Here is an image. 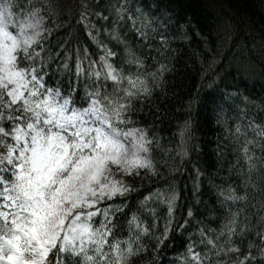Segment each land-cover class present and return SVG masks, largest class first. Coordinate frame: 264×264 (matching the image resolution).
<instances>
[{
  "label": "snow or ice",
  "instance_id": "obj_1",
  "mask_svg": "<svg viewBox=\"0 0 264 264\" xmlns=\"http://www.w3.org/2000/svg\"><path fill=\"white\" fill-rule=\"evenodd\" d=\"M101 3L93 6L84 0L75 23L69 24L77 37L82 30L87 38L84 54L76 48L73 57L65 42L55 56L49 54L46 45L53 29L48 5L41 0H0V264H136L149 251L145 241L155 253L153 264H178L167 259L168 245L177 238L174 226L183 249L179 264H264V225L256 229L257 239L242 247L252 227L247 218L241 223L239 211L231 212L230 206L215 235L209 234L215 229L203 226L189 231L195 219L191 207L186 218L176 221L181 199L178 165H185L186 171L192 165V190L198 196L204 172L192 164V153L200 151L194 127L201 111L215 113L219 122L223 110L230 109L227 84L221 82L218 97L209 93L189 100L188 116L175 133L176 146L164 149L167 160L162 155L164 164H159L155 153L163 147L160 140L134 117L174 71L171 54L176 50L143 4L109 0L101 8ZM171 22L169 15L160 24L166 29ZM149 30L155 34L152 41L159 37L156 56L149 48L148 58L155 62L151 71L124 35L148 46ZM190 32L186 28L181 39L191 40ZM102 33L123 46V55ZM229 136L236 153L232 171L247 165L248 179L257 147L264 162V124L238 122L234 132L229 128ZM169 162L172 180L137 196L133 211L129 198L140 191L137 182L142 186L145 179L159 178ZM220 195L223 202H247V192L239 195L236 188ZM161 205L167 213L162 228L157 211Z\"/></svg>",
  "mask_w": 264,
  "mask_h": 264
},
{
  "label": "trees",
  "instance_id": "obj_2",
  "mask_svg": "<svg viewBox=\"0 0 264 264\" xmlns=\"http://www.w3.org/2000/svg\"><path fill=\"white\" fill-rule=\"evenodd\" d=\"M70 0L69 9H64L60 15L47 12L52 16L49 26L53 29L50 43L46 45L49 54L55 56L60 51L61 42L67 44L69 52L75 57V49H83L87 38L81 34L75 35L76 29L69 28L74 24L80 10L79 3ZM81 3L84 0H77ZM25 3L26 0L19 1ZM98 0H88L93 6ZM136 4L143 6L152 13V18L168 36L171 48L176 51L171 54L174 58L175 69L167 75L162 86H157L151 100L143 105L142 111H137L135 119L146 123L152 133L160 140L161 149L156 150L155 157L159 164H164L160 156L167 160L166 148H174L178 137L175 136L177 128L183 124L188 116L189 100L197 96L204 97L211 93L219 96L223 91V84H227L230 99L227 103L231 106L223 110V114L217 122L215 113L201 111L199 120L194 127V142L200 149L192 153V164L198 166L203 172V185L198 196L193 195V186L190 179L193 174L192 165H178V188L181 199L176 208V221L186 218L187 210L192 208L195 219L189 226V231H195L203 226L215 229L210 232L215 235L223 227L226 217L231 212L239 211L241 223L247 218L251 225V234L241 244L246 248L249 240H256V229L264 225V162H261V152L255 149V167L251 175L245 179L247 165L242 170L232 171V165L236 163V153L229 136V128L234 132L235 125L242 122L247 126L250 121L264 124V0H134ZM109 0H102L101 8L106 6ZM169 15L172 22L165 29L161 20L167 21ZM190 22V23H188ZM103 23V21H101ZM58 25V27H57ZM183 26V27H182ZM186 28H190L192 39H181ZM197 33H200L197 35ZM128 45L137 54L146 60L148 71L152 70L155 63L148 58L149 48H153L152 56H156L155 46L159 45V37L152 41L154 33L149 30V43L140 41L138 37L125 33ZM175 37V38H174ZM102 38L108 41L107 34L102 33ZM115 51L123 55V46H118L114 41H108ZM88 46L92 53L98 50L90 42ZM55 50V51H53ZM88 61L85 60L87 66ZM119 63V61H117ZM52 79L58 76L56 65L51 69ZM223 81V84L221 83ZM110 91V89H109ZM84 95V83L81 81L80 96ZM141 106L138 104L137 108ZM195 108V105H193ZM251 138V133L249 134ZM217 152L221 155L218 156ZM173 167L171 162L165 167L159 178L145 179L137 182L139 192H134L129 198L133 211L136 210L137 196L142 198L148 191L155 190L157 186H165V181L172 180ZM230 188H236L239 195L247 192V202L224 201L220 192L227 193ZM160 227L164 225L167 215L166 208L159 206ZM146 217L151 220L147 213ZM169 245V260H181L180 234L175 230ZM198 239L197 236L194 237ZM188 239V233L183 236ZM240 243V238H236ZM149 251L136 260V264H153L155 253ZM173 247L179 251H173Z\"/></svg>",
  "mask_w": 264,
  "mask_h": 264
},
{
  "label": "rangeland",
  "instance_id": "obj_3",
  "mask_svg": "<svg viewBox=\"0 0 264 264\" xmlns=\"http://www.w3.org/2000/svg\"><path fill=\"white\" fill-rule=\"evenodd\" d=\"M41 2L49 6L48 10L51 13L60 15L64 9H67V10L69 9L68 5H69L70 0H41ZM77 2L80 5V2L77 0L74 1V4H76Z\"/></svg>",
  "mask_w": 264,
  "mask_h": 264
}]
</instances>
